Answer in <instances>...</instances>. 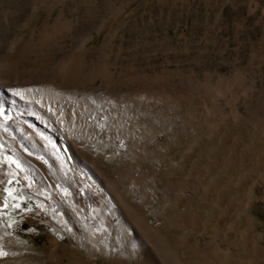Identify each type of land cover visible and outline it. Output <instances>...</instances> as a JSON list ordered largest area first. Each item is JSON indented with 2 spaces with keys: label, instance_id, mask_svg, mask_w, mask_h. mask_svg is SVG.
<instances>
[{
  "label": "rangeland",
  "instance_id": "1",
  "mask_svg": "<svg viewBox=\"0 0 264 264\" xmlns=\"http://www.w3.org/2000/svg\"><path fill=\"white\" fill-rule=\"evenodd\" d=\"M0 62L73 157L0 113V264H264V0H0Z\"/></svg>",
  "mask_w": 264,
  "mask_h": 264
},
{
  "label": "bare ground",
  "instance_id": "2",
  "mask_svg": "<svg viewBox=\"0 0 264 264\" xmlns=\"http://www.w3.org/2000/svg\"><path fill=\"white\" fill-rule=\"evenodd\" d=\"M10 48H11L10 51H12L13 47H10ZM8 68H9V64L6 62L2 66H0V84L3 81H5V79H7ZM7 87H8V90L3 88V87H0V113L7 110L11 114L14 115L13 119H19L20 122L18 121L19 122V128L18 129L23 130L25 128L26 133H27V135L24 137V139H21V142L26 141L29 144H32V148L36 153H40L41 151H43L42 150L43 148L46 149V146H45L46 144H48L49 146L51 145L52 146L51 149H53L55 153L57 152L60 156H62L67 161H70V163H71V160L73 159V157L71 155L70 149L67 147L68 143H66L65 141H62V140L58 141V137H57L58 130L54 126V124H55V122H54L55 111H52V110L48 111V109L46 110L45 107H47V106H44L45 103H42L36 97L26 98L24 95H23L24 97H22V95H20V94L17 95L18 94V92H17L18 87L17 86L12 85V86H7ZM16 92H17V94H16ZM32 96H30V97H32ZM54 98H55V100L58 101V107L59 106L63 107L60 116L57 117L58 123L65 126V127L77 125L79 122L78 121L79 119H75L73 117L72 112L70 111V106H72V105H70V102L67 100H58V96L56 94H55ZM52 100L54 101L53 97H52ZM0 129H1V131H3L4 133H6L7 135H10V136L17 134V132H15V129H13V128L8 129L7 127H1ZM88 149H90V148H88ZM84 150H85V148H84ZM13 151H14L15 155L20 158L21 157L20 153H23L22 143H18L13 148ZM60 156H57V157L59 158ZM31 159L33 162L38 163V164L41 162V160L37 156H34V155H31ZM21 160L23 162V165L26 167V170L21 169V171L22 172L24 171L23 173H25V175H27L28 177H31L32 179L37 178L36 169H34L32 167H27L26 166L27 164H26L25 160L22 159V157H21ZM82 171H83V169H82ZM53 192H54V190H53ZM91 203L89 201L87 203L89 209L92 205ZM82 206H83V204H82ZM30 253L32 254L29 256L30 259H35L36 254H34L33 251H31V250H30Z\"/></svg>",
  "mask_w": 264,
  "mask_h": 264
},
{
  "label": "trees",
  "instance_id": "3",
  "mask_svg": "<svg viewBox=\"0 0 264 264\" xmlns=\"http://www.w3.org/2000/svg\"><path fill=\"white\" fill-rule=\"evenodd\" d=\"M257 216H258L259 218H261V219H263V218H264V215H263V214H261V213H257Z\"/></svg>",
  "mask_w": 264,
  "mask_h": 264
}]
</instances>
